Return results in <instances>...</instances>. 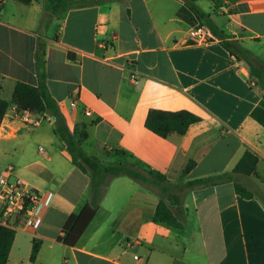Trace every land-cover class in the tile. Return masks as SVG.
Returning a JSON list of instances; mask_svg holds the SVG:
<instances>
[{
  "label": "crops",
  "instance_id": "obj_1",
  "mask_svg": "<svg viewBox=\"0 0 264 264\" xmlns=\"http://www.w3.org/2000/svg\"><path fill=\"white\" fill-rule=\"evenodd\" d=\"M197 4L264 60V0ZM202 22L183 0H59L46 12L37 0H1L0 97L8 105L0 174L10 165L41 193L38 222L15 231L6 264H264V205L238 195L232 181L186 188L177 228L154 220L161 197L119 177L77 243L57 241L68 216L90 200L89 176L71 163L46 111L35 113L43 120L32 126L11 101L17 82L38 84L35 51L43 42L47 89L68 127L86 132L81 147L89 156L114 164L115 150L127 151L165 187L229 173L249 150L256 173L235 179L264 192V127L250 117L263 95L217 38L189 41V30ZM149 109L187 110L200 119L164 138L146 128ZM32 239L40 241L34 262Z\"/></svg>",
  "mask_w": 264,
  "mask_h": 264
},
{
  "label": "trees",
  "instance_id": "obj_2",
  "mask_svg": "<svg viewBox=\"0 0 264 264\" xmlns=\"http://www.w3.org/2000/svg\"><path fill=\"white\" fill-rule=\"evenodd\" d=\"M20 1L29 3L33 0ZM183 1L204 22L210 34L219 40L220 45L229 52L230 55H233L237 60L242 61L248 68L249 76L255 80L256 86L263 95L259 104L251 110L250 117L264 127V60L259 58L249 48L242 45L238 40L232 38V36L226 34L220 29L210 18L209 13L199 7L197 0ZM44 55L45 45L43 42H40L35 51V70L38 77V84L30 85L24 82H17L11 94V101L14 102L18 108L28 109L32 112L46 111L52 115L54 117V131L62 140L71 163L83 173L89 174L92 179H98L97 182H90L89 202L86 203L78 214H71L68 216L62 227V234L57 237V241L62 244L74 246L93 218L106 191L110 177L126 175L148 187L151 184H157V181L147 174L146 171H149V173H152L153 171L145 165L140 163L138 165L136 162L125 161L104 165L101 161L89 156L82 149L81 144L86 137V132L84 130L77 132L76 130L70 129L64 117L60 115L58 104L53 99L46 86ZM7 105L8 101L0 97V123L3 119ZM199 119L200 118L197 115L187 110L165 111L149 109L145 118V126L147 129L165 138L173 134H184L189 125L197 122ZM115 151L123 156H129L131 158L127 151ZM257 160V156L253 152L246 150L236 162L231 172L187 181L182 186L192 188L194 186L214 185L221 182L232 181L235 192L238 195L246 198L256 197L264 205V192L259 191L254 193L238 183L235 179V176L238 174L245 176L255 174ZM193 163L194 162L189 163L186 169H190ZM143 169H145V171ZM107 177L109 178L106 181ZM160 187L163 192L167 191V189H164V186L161 185ZM177 205V202L174 201L171 196L159 199L154 210V220L169 226L177 228L181 227V217L177 215L174 208ZM14 236V230L0 226V264H6ZM39 246L40 241L32 239V247L29 256L30 262H34Z\"/></svg>",
  "mask_w": 264,
  "mask_h": 264
},
{
  "label": "built area",
  "instance_id": "obj_3",
  "mask_svg": "<svg viewBox=\"0 0 264 264\" xmlns=\"http://www.w3.org/2000/svg\"><path fill=\"white\" fill-rule=\"evenodd\" d=\"M1 5V0H0ZM189 41L193 44H209L216 40L206 28L204 22L192 27L188 33ZM247 79L251 86H256V82L249 74ZM70 105L75 107V100ZM16 106V104H15ZM17 108V114L25 123L38 126L43 117L37 116L28 109ZM90 115L89 111L85 112ZM62 116V114L60 113ZM63 117V116H62ZM49 121H54V117L47 114ZM41 201V193L26 184L21 178L14 175L13 168L9 165L0 174V226L11 230H25L36 225L38 222L37 207ZM137 258V256H134Z\"/></svg>",
  "mask_w": 264,
  "mask_h": 264
},
{
  "label": "rangeland",
  "instance_id": "obj_4",
  "mask_svg": "<svg viewBox=\"0 0 264 264\" xmlns=\"http://www.w3.org/2000/svg\"><path fill=\"white\" fill-rule=\"evenodd\" d=\"M215 2V8H216V2L217 0H212ZM37 2H39L42 6H43V9H44V12L48 11L50 9V6H53V4L56 2L55 0H37ZM201 7H205L204 4H202ZM212 7V6H211ZM213 8V7H212ZM211 8V9H212ZM63 10H60L58 12L61 13ZM219 21H221L222 23L226 22V19L222 16H220L219 18ZM58 25V22L57 21H51L49 26L54 29L56 28ZM48 26V27H49ZM82 149L84 150L83 146H82ZM118 155L120 156L119 157V160L116 162V163H119V162H136L134 159L130 158L129 156H123L121 154L118 153ZM100 159V158H99ZM104 165H110L111 163L110 162H106L105 160H102L101 161ZM114 163V164H116ZM138 165L139 163L136 162ZM141 166V165H140ZM143 168V167H142ZM145 171V169H143ZM147 174L149 176H151L152 178H154L156 181H157V184H151L149 187L147 185H144V184H141L140 182L136 181V180H133L132 178L126 176V175H120V176H112V177H107L106 181L108 180L109 178V181H108V185L106 187V190L108 189V187L110 186V184L112 182H115V180H117V178H125L127 180H131L134 184L138 185V186H142V188H145V189H150L151 191L155 192L159 198H165L166 196H171L173 198L174 201L177 202V206L175 207V211L177 213V215H179L180 220L183 219V216H185L184 214V209H183V206H182V202H183V199H184V196L186 195L187 193V190H186V187L182 186V184H166V186L164 187V189H167V191L163 192L162 189H161V185L163 184V181L161 179V177L152 172V173H149V171H146ZM89 176V183L91 181H94V182H97L98 179L97 178H94L92 179L91 176L89 174H87ZM192 229V226H189V225H185L184 226V231L186 233L190 232Z\"/></svg>",
  "mask_w": 264,
  "mask_h": 264
}]
</instances>
